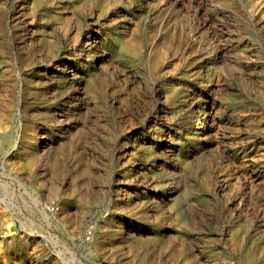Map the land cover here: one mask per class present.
Listing matches in <instances>:
<instances>
[{
    "label": "rangeland",
    "instance_id": "1",
    "mask_svg": "<svg viewBox=\"0 0 264 264\" xmlns=\"http://www.w3.org/2000/svg\"><path fill=\"white\" fill-rule=\"evenodd\" d=\"M140 12L149 17L136 33L128 34L138 46L131 61L126 58L128 48L119 52L118 25L128 19L134 26ZM158 15L174 31L175 41L156 33L152 23ZM89 25L107 34L106 44L116 53L109 71L94 76L95 95L88 96L80 88L83 84L71 90L69 63L75 43ZM214 60L224 68L222 90L215 99L220 117L215 124L208 121L213 126L208 136L214 143L205 149L201 167L229 169L246 154L251 169L263 170L264 189V0H0V264H27L36 258L45 264H67L70 259L59 221L41 217L31 207L28 230L22 229L15 146L23 132L34 126L41 131L55 128L57 115L62 117L59 126L68 133L85 125L100 145L93 169L101 167L102 172L110 132L123 137L132 129L130 134L150 144L149 139L161 140L156 135L161 128L174 138L177 150V144L190 143L203 126L199 116L204 103L188 88L191 74ZM159 88L169 89L172 113L153 111L152 94ZM87 105L89 113L83 116ZM248 121L258 126H249ZM46 149L54 154V149ZM134 150L128 156L133 163L148 159L153 164L159 159L149 158L140 145ZM177 157L174 151L161 154L169 162ZM32 167L33 181H41L43 176ZM193 178L195 187L202 189L199 174ZM230 182L234 184V175ZM69 184L67 178L66 190ZM246 204L250 220L256 221L257 213ZM112 213L101 206L89 218L95 221ZM116 213L123 216V208ZM199 227L198 232L215 236V226ZM30 230L41 233L29 244L32 258L22 250V236ZM42 235L51 236L56 244Z\"/></svg>",
    "mask_w": 264,
    "mask_h": 264
},
{
    "label": "bare ground",
    "instance_id": "2",
    "mask_svg": "<svg viewBox=\"0 0 264 264\" xmlns=\"http://www.w3.org/2000/svg\"><path fill=\"white\" fill-rule=\"evenodd\" d=\"M137 16L134 26H129L128 19L118 25L119 52L128 48L126 58L131 61L136 58L138 46L128 34L136 33L149 17L142 12ZM158 17L152 23L156 33L175 41L174 31ZM91 27L75 43L74 60L69 63L71 90L83 84L80 88L84 87L88 96L95 95L94 76L109 71L116 53L106 44L107 34L95 25ZM223 73L224 68L214 60L199 65L191 74L188 88L198 93L204 105L199 116L201 133H196L190 143L177 144V150L173 149L174 138L161 128L156 129L161 140L149 139L150 144L130 134L132 129L123 137L110 132L104 145L103 172L101 167L93 169L95 158L101 154L100 145L85 125H77L76 131L68 133L59 126L62 117L53 115L56 129L41 131L34 126L31 132H23L15 146L20 159V173L15 178L21 195L23 231L28 230L26 218L31 207L41 217L59 221L70 256L67 264H263V170L251 169L246 154L229 169L201 167L205 149L214 143L208 136L213 128L208 121L215 124L220 117L215 99L222 90ZM152 97L153 111L160 108V113L173 112L169 89L159 88ZM88 113L87 105L81 114ZM120 113L124 118L126 110ZM248 125L258 126L251 121ZM137 145L148 151L149 158L156 155L159 159L152 165L148 159L131 162L128 156L135 153ZM47 147L54 149V154ZM168 151L178 155L173 162L161 159V154ZM33 165L43 176L39 182L32 179ZM196 174L202 189L193 183ZM232 175L234 184L230 182ZM67 178L70 184L66 190ZM245 202L257 213V222L250 220ZM101 206L113 213L91 221L89 216ZM118 208L124 210L121 217L116 213ZM203 223L215 226L214 237L197 231ZM27 232L26 237L22 236V250L32 258L29 244L41 233ZM42 237L56 244L51 236ZM27 261L45 264L37 258Z\"/></svg>",
    "mask_w": 264,
    "mask_h": 264
}]
</instances>
